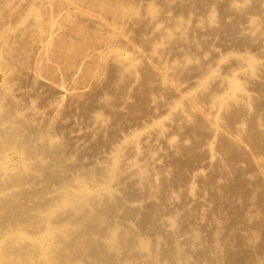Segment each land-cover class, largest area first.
Instances as JSON below:
<instances>
[{"label": "bare ground", "instance_id": "6f19581e", "mask_svg": "<svg viewBox=\"0 0 264 264\" xmlns=\"http://www.w3.org/2000/svg\"><path fill=\"white\" fill-rule=\"evenodd\" d=\"M145 1L27 0L26 9L4 14L0 23V58H7L9 65L2 70L3 82L10 88L15 79L25 77L19 66H35L26 75L32 76L38 90L44 87L56 93L51 102L55 113L70 102L87 101L96 86L110 90L116 78L122 89L121 84L138 76L143 67L139 57H144L148 71L159 76L163 87L180 95L186 106L171 115L169 126L189 127L201 134L196 141L199 149L215 142L218 154L228 155L229 160L219 163L217 176L208 181L213 185L217 177L224 184L215 188L214 210L203 212L198 203L185 212L189 209L179 204L176 219L166 222L159 216L161 207L167 196H180L170 193L173 189L165 181L157 180L148 163L141 164V158L130 162L117 151L111 166L98 165L81 173L60 143L48 137L37 140V119L20 101L10 93L0 94V264H191L183 261L189 255L186 251L195 263L247 264V258L255 257L235 250L248 240L242 228L258 235L261 223L246 227L244 210L229 193L240 191L241 197L254 193L258 201H264V101L230 87L228 95L214 102L216 107H200L194 98L183 96L182 89L152 61L154 56L146 57L136 43H146L157 52L165 50L155 47L154 40H167L172 49L187 43L194 32L209 39L225 32L239 48L260 47L264 27L252 24L251 17L264 16V0H196L192 9L215 5L224 12L220 16L211 13L203 25L185 23L171 34H166V27L159 28L156 6L146 9ZM42 8L49 10L46 27ZM28 46L34 52L30 61L26 59ZM254 57L242 55L233 61L246 65L244 77L259 82L262 93L264 61ZM191 66L196 70L204 65ZM217 81L213 76L211 83ZM209 84L203 91H210ZM119 98L103 101L104 105L122 108L125 102ZM213 111L221 114L213 118ZM95 126L99 132L108 127L104 120ZM152 131H147V138ZM158 133L154 129L153 135ZM136 144L135 140L123 147ZM174 146L175 152L189 153L190 149ZM5 150L22 155V165L13 172L6 170ZM171 161L177 173L172 187L199 176L189 171L188 161L173 155ZM125 194L133 199L127 200ZM189 198H194L191 192ZM181 220H185L182 225ZM262 252L264 248L255 254Z\"/></svg>", "mask_w": 264, "mask_h": 264}, {"label": "rangeland", "instance_id": "374dc122", "mask_svg": "<svg viewBox=\"0 0 264 264\" xmlns=\"http://www.w3.org/2000/svg\"><path fill=\"white\" fill-rule=\"evenodd\" d=\"M195 1L146 0L145 7L148 9L152 4L156 6L157 23L159 28H167L166 34L179 31L181 25L185 23L197 26L206 24L210 21L211 13L214 12L220 16L224 12L215 5L206 6L202 10L192 9L191 5ZM27 4V0H0V23L3 21L4 14L17 12ZM26 8L24 7V9ZM42 9L41 21L46 27L49 10ZM253 17H251L253 19L252 24L259 28L264 27L263 15ZM225 18L229 19L228 16ZM40 32L43 33L41 25ZM154 41L155 47L165 51L154 52L152 47L142 42H137L136 46L142 53L147 54L146 57L154 56L152 61L156 66L163 68L166 78L173 85L182 89L183 96L194 98L200 107H216L214 102L220 97L228 95L230 87L246 92L251 98L264 101V92H258L260 91L259 82H251L247 77H244L246 65L237 64L233 61L234 57L237 58L242 55L255 56L257 61H264L263 40V42H259L262 44L258 43L260 47L247 49L239 48L236 40L225 32L222 33L221 37L214 39L206 38L199 35L198 32H194L187 39V43H178L172 49H168L170 43L167 40ZM187 47L188 51L186 50ZM33 56L34 52L28 46L26 59L30 61ZM139 59L140 64L143 65L141 71L134 80L129 79L126 83L121 84L122 89L119 88L118 78H116L110 90L96 86L90 91L93 96L87 101L70 102L62 110L52 113L51 102L57 98L56 93L54 94V91L44 87L38 90L39 87L34 84L31 79L32 76L26 75V72L33 71L35 66H19L22 67L20 72H25V77L15 79L10 88H6L2 70L9 68V65L8 59L2 57L0 58V94L10 93L13 99L20 101L21 106L28 109L27 111L31 112L33 117L37 119L35 120L37 140L48 137L60 143L69 160L80 167L81 173H86L98 165L111 166V158L117 155V151L120 152L122 158H128L130 162L141 158V164L148 163L151 171L157 174V180L159 182L165 181L169 188L174 190H171L170 193L176 197L180 196L177 199H169L167 196L166 202L161 207L159 216L166 222L170 223L176 219L181 210V208H177L179 204L185 210L189 209L185 212H189L198 203L201 204L200 209L203 212L212 211L215 208L212 201L216 194L215 188H220L224 184L223 180L217 177L213 185L208 181L212 176H217L219 163H223L224 158L229 160L228 155L218 154L216 150L218 145L215 142H211L208 148L202 146L199 149L196 141L201 134L189 127L176 130L175 127L169 126L171 115L179 108L186 109L182 97L163 87L159 82V76L151 74L149 69L144 66L146 64L144 57L140 56ZM194 64L204 66H201L202 69L191 70L194 68L191 65ZM61 69H63L62 66L59 68V72H62ZM213 76L218 78L214 84L211 83ZM67 78L68 76H65L63 81ZM226 81L229 85H226ZM205 84L210 85V91H203ZM138 94H145V96L140 98ZM114 96L121 97L119 98L120 101L125 102L122 108L104 105L103 101L112 102ZM220 114L218 111H213L210 116L216 118ZM100 120H104L105 126H108L102 132H99L95 126ZM50 129H53L52 133H50ZM154 129H159L158 136L153 135ZM147 131H152L149 135L151 137L147 138ZM135 140L137 141L135 146L123 147L128 142ZM175 144H178L182 149H190L188 150L189 153L184 154L179 149L178 152H175ZM2 154L6 157L7 171L13 172L23 163L22 155L14 150H5ZM172 155L188 161L189 171L193 170L199 176L187 177V180L172 187L177 180L176 169L171 161ZM154 157L158 160L155 158V161ZM96 182L102 181L96 179ZM189 192L194 195V198H189ZM229 194L237 197L236 205L244 210L246 227L254 222L261 223V226H258V235L247 232L245 227L242 228V235L248 237V240L241 247H236L235 252H243L248 257L254 254L255 257L247 258V264H264V252L255 254L264 248V201H258V195L254 193L252 196L246 194L244 197H241L240 191ZM125 196L127 200L133 199L130 195L125 194ZM158 199V195L154 197V201H158ZM196 219L197 223L201 222L200 218L195 215L194 220ZM184 223L185 220H181V225ZM149 235L154 237L152 234ZM184 236L188 238L190 234ZM190 251L194 252L193 249ZM186 253L189 255L183 261H189L191 264H208L206 262L195 263V258L191 257L188 251Z\"/></svg>", "mask_w": 264, "mask_h": 264}]
</instances>
